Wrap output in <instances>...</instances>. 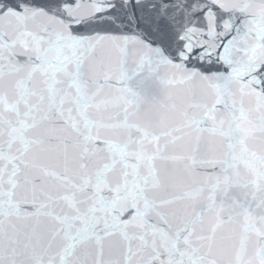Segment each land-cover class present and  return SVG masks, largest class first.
<instances>
[{
  "label": "snow or ice",
  "instance_id": "obj_1",
  "mask_svg": "<svg viewBox=\"0 0 264 264\" xmlns=\"http://www.w3.org/2000/svg\"><path fill=\"white\" fill-rule=\"evenodd\" d=\"M0 264H264V0H0Z\"/></svg>",
  "mask_w": 264,
  "mask_h": 264
}]
</instances>
